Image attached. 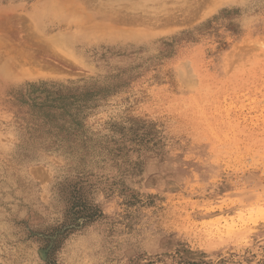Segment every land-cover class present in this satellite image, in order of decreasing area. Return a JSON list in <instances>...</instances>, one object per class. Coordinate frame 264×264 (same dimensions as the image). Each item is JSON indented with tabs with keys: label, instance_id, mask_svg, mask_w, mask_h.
Wrapping results in <instances>:
<instances>
[{
	"label": "rangeland",
	"instance_id": "rangeland-1",
	"mask_svg": "<svg viewBox=\"0 0 264 264\" xmlns=\"http://www.w3.org/2000/svg\"><path fill=\"white\" fill-rule=\"evenodd\" d=\"M0 50V264H264V0H0Z\"/></svg>",
	"mask_w": 264,
	"mask_h": 264
},
{
	"label": "trees",
	"instance_id": "trees-1",
	"mask_svg": "<svg viewBox=\"0 0 264 264\" xmlns=\"http://www.w3.org/2000/svg\"><path fill=\"white\" fill-rule=\"evenodd\" d=\"M31 85L23 102L33 116V133L40 139L50 138L48 149L66 155H74L77 149L87 152L91 140L86 136L85 125L77 119L79 110L75 103H86L80 87ZM24 98V97H23ZM84 107V105H83ZM80 197L73 198L74 201ZM73 204H75L73 202Z\"/></svg>",
	"mask_w": 264,
	"mask_h": 264
},
{
	"label": "bare ground",
	"instance_id": "bare-ground-1",
	"mask_svg": "<svg viewBox=\"0 0 264 264\" xmlns=\"http://www.w3.org/2000/svg\"><path fill=\"white\" fill-rule=\"evenodd\" d=\"M111 12H112V11H111ZM107 13H108V12H107ZM108 14H109V13H108ZM117 14H118V13H117ZM115 15H116V14H115ZM109 16H110V15H109ZM82 17H83V16H82ZM78 19H79V18H78ZM85 19H86V18H85ZM113 21H114V20H113ZM86 23H87V22H86ZM122 23H123V22H122ZM119 35H120V34H119ZM6 36H7V34H6ZM4 37H5V36H4ZM3 40H5V39H3ZM10 43H11V42H10ZM6 44H8V43L6 42ZM2 47H3V46H2ZM2 47H1V48H2ZM5 47H6V46H5ZM4 49H5V48H4ZM2 50H3V49H2ZM2 50H0V53H1ZM7 50H8V49H7ZM4 51H5V50H4ZM33 51H34V49H33ZM8 52H9V51H7V53H8ZM10 52H11V51H10ZM2 53H3V52H2ZM7 53H6V54H7ZM10 54H11V53H10ZM7 55H8V54H7ZM7 55H6V56H7ZM14 55H15V54H14ZM1 56H2V55H1ZM9 56H10V55H9ZM11 57H14V58H15L16 56H11ZM11 57H9L10 60H8V61H10L9 63H11V65H12L16 60L12 63V60H13V59H11ZM0 58H1V57H0ZM3 58H4V57H3ZM6 58H7V57H6ZM15 59H17V57H16ZM24 60H25V59H24ZM28 60H29V59H28ZM28 60H25L26 63L29 62ZM8 61L6 62L7 64H8ZM2 63H3V62H2ZM15 63L17 64V61H16ZM15 63H14V64H15ZM14 64H13V66H15ZM18 64H19V63H18ZM8 65H9V64H8ZM13 66H12V67H13ZM16 67H17V66H16ZM2 70H3V69H2ZM3 71H5V69H4ZM3 71H2V72H3ZM29 74H30V73H29ZM2 75H5V74L3 73ZM24 75H26V74H24ZM31 75H32V74H31ZM30 77H31V76H30Z\"/></svg>",
	"mask_w": 264,
	"mask_h": 264
}]
</instances>
